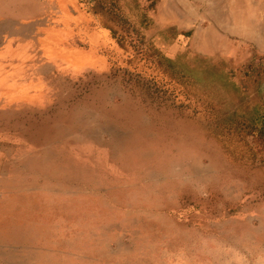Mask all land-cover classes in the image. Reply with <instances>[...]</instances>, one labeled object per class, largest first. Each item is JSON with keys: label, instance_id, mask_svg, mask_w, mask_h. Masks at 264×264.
<instances>
[{"label": "rangeland", "instance_id": "374dc122", "mask_svg": "<svg viewBox=\"0 0 264 264\" xmlns=\"http://www.w3.org/2000/svg\"><path fill=\"white\" fill-rule=\"evenodd\" d=\"M105 3V65L3 136L0 264H264V149L221 124L264 113V0Z\"/></svg>", "mask_w": 264, "mask_h": 264}, {"label": "crops", "instance_id": "0c3cea01", "mask_svg": "<svg viewBox=\"0 0 264 264\" xmlns=\"http://www.w3.org/2000/svg\"><path fill=\"white\" fill-rule=\"evenodd\" d=\"M99 19L91 0H0L2 149L3 136L22 133L23 116L48 101L56 75L105 65L112 38Z\"/></svg>", "mask_w": 264, "mask_h": 264}, {"label": "trees", "instance_id": "16d2710c", "mask_svg": "<svg viewBox=\"0 0 264 264\" xmlns=\"http://www.w3.org/2000/svg\"><path fill=\"white\" fill-rule=\"evenodd\" d=\"M105 1L106 0H91L93 3V9L96 12H113L112 9H115V5H112L111 7V4H106ZM156 53L158 57L157 59L160 61L168 64L172 63V61L164 58L158 51H156ZM194 74L197 78V81H199L201 84H209L225 89L230 83L227 79V73L224 72V68L217 69V73H204L203 71H199ZM236 108L237 109H235L232 113H229L227 116L221 119V124L228 127L232 136L244 135L246 132V137L252 136V140L255 143L261 145L264 149V113L257 115L255 112L250 111L246 112L245 115H240L238 112L241 107L237 106ZM260 110L262 111V107H260Z\"/></svg>", "mask_w": 264, "mask_h": 264}, {"label": "bare ground", "instance_id": "6f19581e", "mask_svg": "<svg viewBox=\"0 0 264 264\" xmlns=\"http://www.w3.org/2000/svg\"><path fill=\"white\" fill-rule=\"evenodd\" d=\"M211 4V3H210ZM229 24V23H228ZM240 28H241V26H239ZM260 27H258V29H259ZM225 29V28H224ZM236 31H237V29H236ZM247 31V32H246ZM245 31V33H244V35L245 36H247V34H249V33H251V32H249L248 30H246ZM79 110V109H78ZM77 119H79V117L77 118ZM77 119H75V120H77ZM66 121V120H65ZM81 121H78L77 123H80ZM81 126L83 125V123L82 124H80ZM84 126V125H83ZM82 128V127H81ZM76 129H78V127H76ZM79 133V132H78ZM73 136V135H72ZM70 137V136H69ZM80 137V136H79ZM91 137V136H90ZM95 138V137H94ZM84 139V138H83ZM86 139V138H85ZM84 139V140H85ZM89 140V139H88ZM87 141V140H86ZM90 141V140H89ZM92 141H94V140H92ZM59 142H61V141H59ZM2 143V142H1ZM102 143V142H101ZM9 144V143H8ZM12 144V143H11ZM48 147V146H47ZM43 152V158H44V153H46V150H42ZM31 154V153H30ZM42 158V159H43ZM42 163H44V162H42ZM41 163V165H42V167H45V168H41L40 169V171H42L43 173H45V174H50V172L49 171H47L48 170V167H50V165L45 161V164H42ZM49 165V166H48ZM177 166V165H176ZM161 170L162 171H164V172H168V166H164V165H162V167H161ZM174 170V169H173ZM48 172V173H47ZM151 172V173H150ZM154 173V171H153V169H151V168H146V169H144V174H153ZM167 174H170V173H167ZM186 180V179H185ZM191 184V183H190ZM147 199V198H146ZM149 200V199H148ZM147 200V201H148ZM159 202V201H158ZM160 202H161V200H160ZM157 205V204H156ZM156 205H154V207L156 206ZM158 206V205H157ZM156 208V207H155ZM158 208V207H157ZM156 215V214H155ZM162 217V216H161ZM163 218V217H162ZM145 219V218H144ZM149 221V220H148ZM163 221V220H162ZM161 221V222H162ZM228 221V220H227ZM160 222V223H161ZM162 224V223H161ZM243 225V224H242ZM171 227V226H170ZM244 228V227H243ZM242 230V229H241ZM242 234V233H241ZM244 234V233H243ZM38 235V234H37ZM169 236V235H168ZM176 236V235H175ZM179 237V236H178ZM189 238V237H188ZM201 238V237H200ZM211 239V238H210ZM176 240V239H175ZM213 240V239H212ZM166 241H168V240H166ZM172 241V240H171ZM174 243V242H173ZM212 249V248H211ZM217 251V250H216ZM215 253V252H214ZM221 253V252H220ZM219 253V254H220ZM214 257V256H213Z\"/></svg>", "mask_w": 264, "mask_h": 264}, {"label": "built area", "instance_id": "2783aa9c", "mask_svg": "<svg viewBox=\"0 0 264 264\" xmlns=\"http://www.w3.org/2000/svg\"><path fill=\"white\" fill-rule=\"evenodd\" d=\"M81 2H83L84 0H80Z\"/></svg>", "mask_w": 264, "mask_h": 264}]
</instances>
